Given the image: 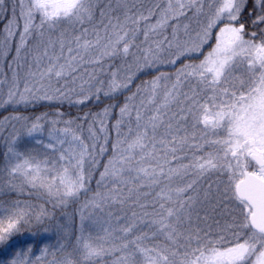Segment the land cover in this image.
Returning a JSON list of instances; mask_svg holds the SVG:
<instances>
[{"label": "snow or ice", "instance_id": "snow-or-ice-1", "mask_svg": "<svg viewBox=\"0 0 264 264\" xmlns=\"http://www.w3.org/2000/svg\"><path fill=\"white\" fill-rule=\"evenodd\" d=\"M11 16L0 60L28 72L0 108L124 100L0 121L59 153L7 143L0 264H264V0H16ZM25 195L83 198L78 226L51 247L24 238L53 216Z\"/></svg>", "mask_w": 264, "mask_h": 264}, {"label": "trees", "instance_id": "trees-1", "mask_svg": "<svg viewBox=\"0 0 264 264\" xmlns=\"http://www.w3.org/2000/svg\"><path fill=\"white\" fill-rule=\"evenodd\" d=\"M15 3H16V0H6L5 8L0 9V38H2L3 30H4L5 25L8 23V20L14 19L11 16V8L13 7V5ZM16 10L18 13L19 12L18 6H17ZM12 55H14V53H12ZM10 60H11V57H9L8 59L0 60V80L6 79V83L4 85H0V89H2V93H0V98L6 97V95H7V90H8V86H9L13 71H16L18 73V75L21 79V84H23V80L26 77V73L28 72L27 65H25L23 68H18L15 64H13L12 68L10 69L8 67ZM178 64H179V62H178ZM88 67H89V71H91V66H88ZM161 70L167 71L170 69L162 67ZM155 74H157L155 72V70H148V72H142L139 74V79L136 82L139 83L141 80L151 79ZM84 75L86 76L87 73H84ZM101 78L107 79L106 76H102ZM123 100H124L123 96H119L116 99H112V100L102 97L100 102H95V101L90 102L87 107L69 105L68 102H64L63 104H58V103H51L50 104L48 102H40V103L36 104L35 107L29 106V107L25 108L23 105H21V106H19V111H15L12 106H9L7 108H0V121H2L4 119V117H6V116L11 117L14 115L29 117L31 119L37 115L42 114V113H47L48 118H55L56 113L58 111L63 112L65 114L64 118H66V119L67 118H75L77 116H83V114L85 112L100 111L104 106H106L109 103L122 104ZM116 113H118V109L115 110L114 115ZM114 122H115L114 119H110L109 128H111V125ZM12 123L15 124L14 131L19 130V133L18 134L15 133V134L20 135V140L18 141V145H19V148L21 151H24L26 149L35 148V149H39L40 152H42V153L47 152L49 157L53 160L58 158L59 153L53 154L51 149H43L40 145L35 144L34 138H29L26 135H23L25 129L23 131H20V130H22L23 121H20V122L13 121ZM11 127H12L11 124H8L3 129H0V166H2L4 163V153L7 150L6 145L8 142H10V140L12 139V134L14 133V132L11 133ZM45 129L47 130V125L45 126ZM83 135L85 137H87V135H88V133L86 131V126H85V131H84ZM115 137H116L115 132L114 131L111 132L110 133V144L112 141L115 140ZM89 143H91V142L89 141ZM110 144H109V148H110ZM109 154L110 153H105V157H107V155H109ZM98 178L99 177H98V173H97V175L94 176L93 182L91 185V187L93 189H95V187H96L95 180ZM13 198H15V196H13ZM3 199H7V197H3ZM46 199L47 198L42 196V195H32L30 197L25 195V196L21 197L22 201H27L37 208L39 206L43 205L50 213L53 214L52 219L46 220L44 224L31 226L32 232H39L38 236L32 237L30 235V232L26 231L23 234V237L28 238V239H34L36 241L43 240V242L45 244H47L49 247H51V246L56 245L57 242L61 239L60 235L57 233V230H56L57 224L67 223L69 218L71 217L75 221L74 226H78V224H79L78 213L80 210V206L83 203V198H81L80 201L70 203L67 206L55 207V208H53L52 204L47 203ZM45 230H47V231H45ZM40 247L41 246L39 244H37L36 246L33 247V253H35V255L40 254ZM33 259H34V257H33Z\"/></svg>", "mask_w": 264, "mask_h": 264}, {"label": "rangeland", "instance_id": "rangeland-1", "mask_svg": "<svg viewBox=\"0 0 264 264\" xmlns=\"http://www.w3.org/2000/svg\"><path fill=\"white\" fill-rule=\"evenodd\" d=\"M23 130H24V122H23L22 130H20V131H23ZM13 132L18 134L19 130L14 131V129L11 127V133H13ZM39 138L44 140L45 142H47V130H45L44 134L42 136H40Z\"/></svg>", "mask_w": 264, "mask_h": 264}]
</instances>
